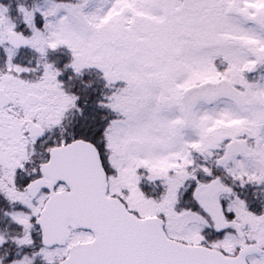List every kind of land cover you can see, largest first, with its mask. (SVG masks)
Here are the masks:
<instances>
[{"label": "snow or ice", "instance_id": "snow-or-ice-1", "mask_svg": "<svg viewBox=\"0 0 264 264\" xmlns=\"http://www.w3.org/2000/svg\"><path fill=\"white\" fill-rule=\"evenodd\" d=\"M0 264H264V0H0Z\"/></svg>", "mask_w": 264, "mask_h": 264}]
</instances>
